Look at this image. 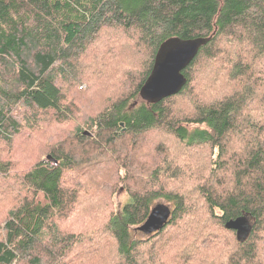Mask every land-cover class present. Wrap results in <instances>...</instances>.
<instances>
[{
    "label": "trees",
    "instance_id": "1",
    "mask_svg": "<svg viewBox=\"0 0 264 264\" xmlns=\"http://www.w3.org/2000/svg\"><path fill=\"white\" fill-rule=\"evenodd\" d=\"M211 35L181 91L142 97L165 40ZM21 137L45 155L18 174L0 154L24 189L0 264H264V0H0V144ZM159 199L169 221L139 236Z\"/></svg>",
    "mask_w": 264,
    "mask_h": 264
},
{
    "label": "water",
    "instance_id": "2",
    "mask_svg": "<svg viewBox=\"0 0 264 264\" xmlns=\"http://www.w3.org/2000/svg\"><path fill=\"white\" fill-rule=\"evenodd\" d=\"M211 39L212 35L195 38L174 36L165 40L160 45L153 69L141 88L142 97L149 102H158L181 91L187 83L183 71ZM84 134L91 135L89 131H85ZM49 159L52 160L51 155ZM171 212V206L168 205L153 207L152 213L142 226L145 228V233L151 234L162 229L169 221ZM226 226L236 230L239 239H246L253 228L247 216L230 219Z\"/></svg>",
    "mask_w": 264,
    "mask_h": 264
},
{
    "label": "rangeland",
    "instance_id": "3",
    "mask_svg": "<svg viewBox=\"0 0 264 264\" xmlns=\"http://www.w3.org/2000/svg\"><path fill=\"white\" fill-rule=\"evenodd\" d=\"M109 34L110 33L107 32L106 36ZM106 36H105V39L102 38L100 40V44L103 45L102 48H103L104 53H106V51H108V50L114 49L115 46L122 44L118 40H115V41L109 43V41L106 40ZM103 39H104V41H103ZM122 39H124L130 46L131 42L129 40H127L125 38H122ZM126 47H128V46H126ZM102 48H101V51H102ZM129 54L130 55L128 56V58L130 57L135 62H138L140 60V58H142V56H143L142 52L138 51V50L136 52H129ZM95 80L96 79H91L90 83L91 82L93 83V81H95ZM224 82H225V79L223 81H221V83H220V87H219L220 93H221V91H220L221 88L227 87V85L224 84ZM95 90H98V89L90 86V90H88L84 93L83 92L78 93V94H80L79 95L80 100L76 101V103L79 105L78 110H81L83 108L81 115L78 117V123H82L85 120V118L92 115L93 112L96 113L97 107L102 103L101 100H99V101L88 100L87 101V99L91 95L94 94L93 92ZM217 97H219V96L217 95ZM83 105H84V107H83ZM254 108H257V106H254ZM74 124L75 123L69 122L67 124V126L63 129L61 134H64L66 132L68 134L69 132H71ZM62 127H63V125H61L59 128L61 129ZM86 131H89L92 134V132L90 130H86ZM52 133H54V132L52 131ZM20 142H21V144H19ZM41 142H43V141H38L34 144H31L26 139L21 137V138H18L16 140V142L14 143L13 146H6V145L0 144V154L4 157L5 161L10 160L8 162H10L12 166L17 167V169H19L18 174H21L20 172L23 168L31 166V163L36 161L40 156L45 155L43 148L40 151L36 150V147ZM200 167H201V165H195L194 169L198 170ZM18 174H11V175L7 176L6 178L4 175L0 174V225L3 223L5 218L8 216V213L13 208V206L17 205L19 203V201L22 199V197L24 196V191H23L24 189H23L22 185H20L22 183L19 180L21 175H18ZM188 183H190V180L188 181ZM122 190L119 192L118 195L115 196V201L119 206H121L122 203L128 198L127 193H125ZM158 205L170 206V204L165 199L157 200L155 206H158ZM142 226L138 227L139 236H143L144 234H146L145 228Z\"/></svg>",
    "mask_w": 264,
    "mask_h": 264
}]
</instances>
